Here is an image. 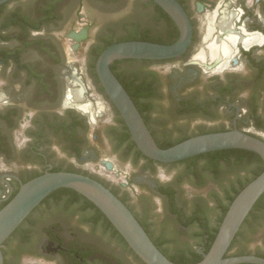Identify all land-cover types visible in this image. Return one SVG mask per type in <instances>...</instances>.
I'll return each mask as SVG.
<instances>
[{"label":"flooded vegetation","instance_id":"obj_1","mask_svg":"<svg viewBox=\"0 0 264 264\" xmlns=\"http://www.w3.org/2000/svg\"><path fill=\"white\" fill-rule=\"evenodd\" d=\"M63 1L0 5V207L40 175L74 172L110 189L153 239L168 240L164 248L190 244L199 239L198 226H183L179 216L203 206L214 226L217 202L227 201L242 169L222 168L198 186L176 163L141 156L94 65L97 49L116 30L93 31L77 14L66 35L56 34L64 22ZM177 1L192 25L190 46L180 57L149 61L138 72L143 87L135 100L155 141L178 143L235 129L264 140V0ZM133 4L135 17L125 29L149 31L164 45L178 40L179 28L153 0ZM216 44L227 45L229 53L214 55ZM75 91L81 98L75 99ZM64 190L70 189L52 193L30 215L34 223L24 226L26 237L10 246L14 261L145 264L86 198ZM262 212L252 219L257 232L250 255H264ZM197 252L203 254L201 247Z\"/></svg>","mask_w":264,"mask_h":264},{"label":"water","instance_id":"obj_2","mask_svg":"<svg viewBox=\"0 0 264 264\" xmlns=\"http://www.w3.org/2000/svg\"><path fill=\"white\" fill-rule=\"evenodd\" d=\"M8 1L1 0L0 5ZM153 1L179 28L178 40L172 45L144 41L113 44L96 62L101 86L128 127L138 150L147 158L163 164L234 149L256 153L264 163V140L237 129L195 136L167 149H162L155 141L139 109L111 69L117 61L177 58L190 46L192 25L182 5L177 0ZM60 189L73 190L96 206L143 263L176 264L162 253L132 211L110 189L89 176L66 171L47 172L22 184L17 194L0 210V264H5V242L46 198ZM263 195L264 170L234 199L210 250L196 264H264V258L256 255L226 257L245 220Z\"/></svg>","mask_w":264,"mask_h":264},{"label":"trees","instance_id":"obj_3","mask_svg":"<svg viewBox=\"0 0 264 264\" xmlns=\"http://www.w3.org/2000/svg\"><path fill=\"white\" fill-rule=\"evenodd\" d=\"M103 1L106 3H110L112 0H103ZM158 10H159V13L163 15L164 13L163 10L159 7H158ZM161 18L162 17H158V19L156 18L155 22L157 23L158 21L161 20ZM126 30L128 31L124 36L116 38L115 34L111 33L110 35H107L104 38L103 43L100 45V47L97 49L95 53L94 65L96 64L97 59L101 55V53L113 44H117L121 42H129V41H144V42H151V43L164 45V42L161 41L160 38H159L160 40L152 39L153 36L150 34L149 31H145V32L139 31L136 26H132V28H129V29L126 28ZM155 38H158V36H156ZM147 64H149V61L144 60L141 62H137L136 60H126V61H117L113 63L111 66L113 73L119 79L121 84L124 86V88L130 95V97L133 99L135 104H136L135 99L138 93V89L143 87V85L137 84L138 75H139L138 72H141L142 70H144ZM137 108L139 109L141 113V110L138 107V105H137ZM188 138L189 137H187L185 140H187ZM179 143L181 142L158 143V145L162 149H167ZM138 153L141 156H144L140 151H138ZM199 161L204 162V164L202 163L203 167H201V164L200 166L198 165ZM174 165L178 167L183 166L185 171L182 175L188 176L189 179L192 180L194 184L198 186L204 183V180L208 176V174H210L211 177H214V178L218 177V175H220L221 173L222 168L224 169L232 168L233 170L247 168L251 170L250 177L246 179L245 181L239 182L238 185L234 187L233 193L228 195L227 201L225 203L221 201L217 202L219 209H218V212H216L217 210L213 211L214 216L212 218L213 220H215L214 226H211L210 224L211 221L209 218L211 215L207 214V211L205 207L203 206H199V205L195 206L191 214L185 216L186 218L183 217L184 216L183 214L179 216L178 220L180 223H182L183 226H191V227L198 226L197 228L198 232L196 236H198L199 239L201 240H199V242L196 245L180 244L173 248L172 247L164 248L163 245L165 244V242L168 243V240L166 238L164 239L162 237L159 239H153V237H151L152 235L148 233L151 239L153 240V242L155 243V245L172 262L176 264H196L200 262L203 259L204 254L208 253V251L210 250L218 234L221 223L230 205L234 201V199L248 184H250L252 181H254L257 177L261 175V173L264 170V163H263L262 158L256 153L246 151V150L234 149V150H222V151L204 154V155L197 156V157L185 160V161H181ZM64 191L78 195L72 190H64ZM17 192L12 196V198L17 194ZM171 197H172V194H171ZM216 200L217 201L219 200V197L217 195H216ZM9 201L3 204L0 207V210ZM88 202L98 211V213L101 216H103L106 219L109 226L112 227L113 230L120 236V240L124 243V245L126 247H129L128 244L125 242V240L122 238V236L118 233V231L112 226L109 220L104 216V214L96 206H94L90 201ZM259 211H264V195L256 203L250 215L245 220L231 248L229 249L226 257L250 255L252 253V250L249 249V246L251 242L254 240V236L257 232L255 230L252 219L256 218V221H258L257 219L259 218V216H257L256 213ZM28 222L34 223L33 220H31L30 216L16 230V232L5 242L3 246L5 264H14L15 261L10 259V256H9L10 252L7 250V247L11 242L21 240L26 237V234L23 228ZM142 226L144 227L143 224ZM235 245H237L236 248H235ZM200 247L203 250V254H200L197 252V249ZM257 256L264 258V255H261L259 253L257 254Z\"/></svg>","mask_w":264,"mask_h":264},{"label":"rangeland","instance_id":"obj_4","mask_svg":"<svg viewBox=\"0 0 264 264\" xmlns=\"http://www.w3.org/2000/svg\"><path fill=\"white\" fill-rule=\"evenodd\" d=\"M134 0H112L110 3H106L103 0H64L63 1V6L65 7L63 9V15L62 18L64 20L63 24L60 26L59 29L54 30V32L60 36L66 35V33L70 30L74 22L76 21L77 14H82L84 16V19L86 22H89L93 25L94 29L93 31L96 30V28H114L116 31H114V34L116 38L124 36L128 30H126L124 27L125 25H128L131 23V21L135 17L134 9L136 11V6L133 4ZM81 23V22H80ZM79 23V25H80ZM61 24V23H60ZM78 26V23H77ZM75 68L78 71H81L85 73L84 69L81 67L79 63L75 65ZM181 167V166H180ZM176 167L175 169H184L182 166ZM175 171V170H174ZM251 175V170L250 169H245L242 168L240 170V174L237 178V182L245 181L248 179ZM236 183V184H238ZM212 205H216L215 200H211ZM30 225L32 223H29ZM195 232V231H194ZM107 241L108 238L110 241L112 239L110 237H106ZM18 241V240H17ZM17 241L11 242L7 250L10 252V246L13 243H16ZM199 242V239L194 240L193 238L190 240L191 245H196ZM112 244H116V241H112ZM249 249L252 250V246L250 244ZM10 259L11 257V252H10ZM14 264H26L23 260L15 261Z\"/></svg>","mask_w":264,"mask_h":264},{"label":"bare ground","instance_id":"obj_5","mask_svg":"<svg viewBox=\"0 0 264 264\" xmlns=\"http://www.w3.org/2000/svg\"><path fill=\"white\" fill-rule=\"evenodd\" d=\"M221 24V23H220ZM227 22L225 21L224 23L222 22V27L224 28L226 26ZM224 30V29H223ZM230 41L234 44H236L237 42V38L236 37H233L231 36L230 38ZM214 49H212V52L214 55H217V54H220V55H225V54H228L230 49L228 48V46H218L217 44L216 45H213L212 47H214ZM218 46V47H217ZM74 97L75 99H79L81 98V92L80 91H75L74 92Z\"/></svg>","mask_w":264,"mask_h":264}]
</instances>
